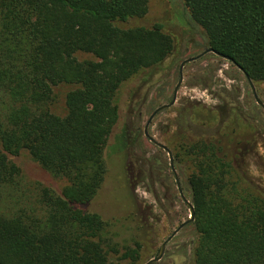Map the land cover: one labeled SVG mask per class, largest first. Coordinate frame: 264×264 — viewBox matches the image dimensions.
I'll return each instance as SVG.
<instances>
[{
    "label": "trees",
    "instance_id": "1",
    "mask_svg": "<svg viewBox=\"0 0 264 264\" xmlns=\"http://www.w3.org/2000/svg\"><path fill=\"white\" fill-rule=\"evenodd\" d=\"M150 1L0 0V264L138 263L140 229L120 242L114 224L87 206L107 174L117 90L175 49L160 22L119 26L143 19ZM180 2L207 49L264 83V0ZM78 53L94 60L79 62ZM61 84L76 88L57 117L52 89ZM178 133L165 147L194 209L190 264H264V188L221 142ZM117 141L124 150L126 137ZM20 152L64 180L62 192L25 183L9 160Z\"/></svg>",
    "mask_w": 264,
    "mask_h": 264
},
{
    "label": "rangeland",
    "instance_id": "2",
    "mask_svg": "<svg viewBox=\"0 0 264 264\" xmlns=\"http://www.w3.org/2000/svg\"><path fill=\"white\" fill-rule=\"evenodd\" d=\"M157 22L174 36L175 49L160 68L132 77L117 90L118 121L105 151L107 174L98 194L87 206L88 212L114 224L120 242L134 229H140L143 250L137 264L156 258L162 243L189 218L175 180L166 168L167 155L143 135L151 114L171 102L182 62L199 57L183 67L175 103L154 117L148 127L149 136L164 146L177 140L178 132L187 138L198 135L219 141L228 147V153L245 160L251 177L264 188V111L255 103L244 75L213 54L202 56L207 50L204 34L188 22L180 0H151L143 19L119 26L149 28ZM75 58L79 62L94 60L83 53ZM253 86L264 105V83ZM75 88L61 84L52 89L53 115H66L65 98ZM248 122L252 130L247 127ZM123 135L127 146L119 150L117 140ZM9 160L27 184L39 183L56 194L67 185L42 170L26 152ZM175 170L190 202L186 176L179 175L177 167ZM193 241V229L183 228L169 241L162 259L155 264H190Z\"/></svg>",
    "mask_w": 264,
    "mask_h": 264
},
{
    "label": "water",
    "instance_id": "3",
    "mask_svg": "<svg viewBox=\"0 0 264 264\" xmlns=\"http://www.w3.org/2000/svg\"><path fill=\"white\" fill-rule=\"evenodd\" d=\"M206 54H213V55H215V56H217V57H219V58H221V59H223V60H225V61H227V62H229V63H231V64H234L231 60H229V59H227V58H224L223 56L217 54L216 52H214V51L211 50V49H207V50L202 54V56H203V55H206ZM198 58H199V57H198ZM198 58H194V59L186 60V61H184V62L181 63V65H180V67H179V81H178V84H177V86H176V88H175V90H174V92H173V96H172V100H171V102H170L169 104H167V105H164V106H161V107L157 108V109L151 114V116L149 117V119L147 120V123H146V125H145V127H144V130H143L144 138L147 139V140H149V142H150L151 144H153L155 147L161 149L163 152H165V153L167 154L168 161H169V167H170L171 173H172V175H173V178H174V180H175L176 190H177V192H178V194H179L180 199L182 200V202L185 204V206L187 207V209H188V211H189V218H188V220H186L185 222H183L182 224H180V225L178 226V228L172 233V235H171L167 240H165V241L162 243V245L160 246L159 253H158L157 257L154 258V259L149 260V261L146 262L145 264H155V263L159 262V261L162 259V257H163V254H164V251H165L166 245L169 243V241H170V240H171V239H172V238H173V237H174V236H175L180 230H182L183 228H185V227H187V226H190V225L193 223V221H194V215H195V214H194V209H193L192 204L186 200V198H185V196H184V194H183L182 187H181V184H180V180H179L178 175H177V173H176V171H175V168H174V161H173L172 153H171V152H170V151H169L164 145L158 143L157 141H155L153 138H151V137L149 136V134H148V127H149L150 123L152 122V120L154 119V117H155L157 114H159V113H161V112H163V111L169 109L170 107H172V106L174 105L175 100H176V96H177V91H178V88H179V86H180V84H181V79H182V69H183V67H184L186 64H188V63H190V62H192V61L197 60ZM236 68H237L239 71L242 72V70H241L240 68H238V67H236ZM242 74L244 75L243 72H242ZM244 77H245V79L247 80V82H248V84H249V87H250V90H251V93H252V96H253V98H254L255 103H256V104H257V105H258V106L264 111V105H263V104L261 103V101L258 99V97H257V95H256V92H255V89H254V86H253V83H252L251 81H249L245 75H244Z\"/></svg>",
    "mask_w": 264,
    "mask_h": 264
},
{
    "label": "flooded vegetation",
    "instance_id": "4",
    "mask_svg": "<svg viewBox=\"0 0 264 264\" xmlns=\"http://www.w3.org/2000/svg\"><path fill=\"white\" fill-rule=\"evenodd\" d=\"M149 141V140H148ZM153 145V144H152ZM167 148V147H166ZM167 155V154H166ZM168 158V157H167ZM169 162V161H168ZM170 168V167H169ZM174 168H175V166H174ZM176 171V170H175ZM170 172H171V170H170ZM172 174V173H171ZM173 176V175H172Z\"/></svg>",
    "mask_w": 264,
    "mask_h": 264
}]
</instances>
